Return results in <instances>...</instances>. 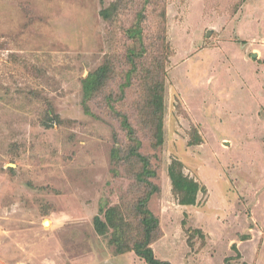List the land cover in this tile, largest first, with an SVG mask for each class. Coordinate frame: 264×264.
Segmentation results:
<instances>
[{
  "label": "rangeland",
  "instance_id": "obj_1",
  "mask_svg": "<svg viewBox=\"0 0 264 264\" xmlns=\"http://www.w3.org/2000/svg\"><path fill=\"white\" fill-rule=\"evenodd\" d=\"M113 1L0 0V264H146L117 255L94 227L133 182L114 172L118 122L101 97L92 115L82 104V80L124 54L129 9L116 28L100 16ZM163 10L165 143L155 150L141 136L161 188L150 202L162 228L152 247L171 264H264V0H157L150 37ZM46 99L60 124L43 125ZM194 128L203 141L189 146ZM173 159L207 186L198 206L174 197Z\"/></svg>",
  "mask_w": 264,
  "mask_h": 264
},
{
  "label": "trees",
  "instance_id": "obj_2",
  "mask_svg": "<svg viewBox=\"0 0 264 264\" xmlns=\"http://www.w3.org/2000/svg\"><path fill=\"white\" fill-rule=\"evenodd\" d=\"M156 1L116 0L101 10V18L116 28L122 12L129 9V24L123 29L127 44L121 57L106 56L101 66L82 80V104L85 113L92 115L90 104L101 97V105L104 104L108 114L118 122L124 137L114 134L111 151L114 172L118 175L123 168L133 180L117 204L102 208L103 217H95L96 232L100 236H110L117 255L132 252L146 264H171L159 259L152 247L162 236V228L159 216L150 208V202L161 193V188L156 183L159 168L149 155L143 153L141 137L149 138L155 150L165 143V96L170 51L166 41L165 10L159 15L158 27L161 30L156 38V34L150 37L146 31L149 10ZM12 57L15 58L14 55ZM14 61L33 76H43V71L27 60ZM55 122L60 124L61 118L46 99L43 125L51 127ZM202 141L194 128L189 146ZM10 150L16 153L19 144L11 145ZM15 160L13 158L12 162ZM10 170L14 171L13 168ZM168 175L173 195L180 206H198L208 195L207 186L188 175L181 160H172ZM196 233L203 236L200 230ZM232 248L238 252L237 257H241L235 244Z\"/></svg>",
  "mask_w": 264,
  "mask_h": 264
},
{
  "label": "water",
  "instance_id": "obj_3",
  "mask_svg": "<svg viewBox=\"0 0 264 264\" xmlns=\"http://www.w3.org/2000/svg\"><path fill=\"white\" fill-rule=\"evenodd\" d=\"M11 167H14V165H12Z\"/></svg>",
  "mask_w": 264,
  "mask_h": 264
}]
</instances>
